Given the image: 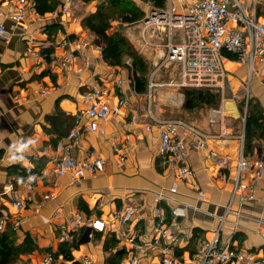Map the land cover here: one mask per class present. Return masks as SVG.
I'll use <instances>...</instances> for the list:
<instances>
[{"label":"crops","instance_id":"1","mask_svg":"<svg viewBox=\"0 0 264 264\" xmlns=\"http://www.w3.org/2000/svg\"><path fill=\"white\" fill-rule=\"evenodd\" d=\"M57 1L59 5L55 10L65 4L64 0ZM103 1L71 0L67 3L68 12L60 13L57 18L51 17L53 11L41 12L43 19L27 20L21 27L12 29L10 18L16 12L15 0H0V25L6 28L0 38V218H6L7 224H13L18 230L19 243L30 234L38 246L34 252L22 254L18 264H39L47 249L57 251L61 238L72 233L79 243L78 249L73 250L74 259L79 263L85 256H92L94 264H115L119 259L116 253L124 252L119 263L124 264L134 249L121 241V237L135 234L143 238L139 241L143 251L140 263L161 264L160 251L150 247V239L156 232V210L164 209L169 217L176 206L186 211L174 229L181 238L176 253L185 264H197L194 253L213 239L225 216L220 242H230L232 248L254 252L264 259V180L255 179L250 171H245L244 182L252 188L253 199L240 201L241 195L250 192L238 191L233 195L236 159L222 173L223 179L218 176L207 151L196 148L192 135L186 138L187 166L192 175H184L183 164L167 163L161 156L159 132L155 127L147 130L149 120L144 118L151 110L163 119L183 120L204 134H214L224 126L234 135H245L246 119L238 131L229 128L226 121L241 117L234 96L246 91L247 69L230 58L228 86L230 84L233 100L222 102L218 110H184V95L179 89L177 96L171 93L169 103H162L157 97L155 110L151 89L154 86L149 84L148 103L147 93L135 89L127 71L105 62L101 46L82 23ZM253 2L251 0L250 5ZM245 3L249 5L248 0ZM263 3L260 2L257 11L264 22ZM85 38L92 39V47L85 56L77 54L72 71L66 73L59 64L60 59L75 42ZM28 48L40 51L43 59L32 58ZM119 79L123 81L121 84ZM95 82L103 83L110 90L108 105L114 107L121 98H126L128 105L100 124L105 135L84 130L79 142L74 143L67 136L80 115H84L83 125L89 122L85 114L89 105L87 95ZM43 90L47 93L43 94ZM249 92V99L264 111L263 70L251 80ZM245 100L247 107V92ZM171 106L180 109L178 117L162 113ZM58 109L71 117H61L54 128L51 120L56 118ZM214 113H218L216 117L222 124L210 123ZM134 115L140 118L139 122L132 121ZM239 144L233 139L225 144L214 142L210 148L235 157ZM115 146L124 153L123 162ZM254 146L253 153L246 152L244 142V157L252 159L256 155L264 160V138L256 139ZM65 147H70L78 160H87L92 153L103 156L107 159L104 171L87 175L79 182H72L68 176H57L53 163L63 155ZM14 164L35 173L30 179L21 174L10 175L8 169ZM27 184L33 185V189L28 190ZM201 194L204 199L200 198ZM17 201L24 204L22 209L15 204ZM80 201L88 211L80 207ZM129 205L135 207L136 212L119 231L95 232L90 238L86 229L75 226L77 213L87 219L108 221L113 213ZM227 208L240 212L242 217L227 213ZM66 263L70 262L57 257V264Z\"/></svg>","mask_w":264,"mask_h":264},{"label":"built area","instance_id":"2","mask_svg":"<svg viewBox=\"0 0 264 264\" xmlns=\"http://www.w3.org/2000/svg\"><path fill=\"white\" fill-rule=\"evenodd\" d=\"M58 10L50 13L52 18H57L60 13H67L71 0H64ZM264 0H254L248 7L241 0H164L163 9H155L153 3L149 0V12L146 17L150 21L141 25L143 28L142 42L143 50L148 53L150 39L158 37L163 32H167L168 43L161 46L149 57L154 61L156 69L153 75L158 73L163 66L169 64H179L181 80L178 83L171 82L169 86L178 88H206L213 90L222 97L225 102V92L228 87L229 70L227 63L230 60L228 55L235 56V61L247 69V101L249 99V86L251 80L259 71L263 70L264 76V22L258 16V5ZM16 12L11 16L12 29L21 27L27 20H41L44 15L38 10L37 0H15ZM264 4V3H263ZM153 10H155L153 12ZM6 28L0 25V38L5 35ZM92 39H80L75 42L74 47L66 52L60 59L59 64L66 73L72 71L76 55L85 56L86 52L92 47ZM32 58L43 59L40 51L28 48ZM146 53V54H147ZM152 55V54H151ZM46 62V60L44 59ZM152 61V62H153ZM123 81L118 80L121 84ZM155 86L153 81H150ZM154 84V85H153ZM43 94L47 91L43 90ZM110 96V90L103 83L95 82L87 95L89 105L86 109V116L89 122L86 125L81 123L80 115L76 126L70 131L67 138L70 141L79 142L84 130L93 133L106 134L104 129H100V124L110 119L112 114H118L122 107L128 105L126 98H121L114 107L107 103ZM177 94L174 95V97ZM214 113L210 118L212 125L222 124L223 121L216 117ZM149 120L146 123V129L157 128L159 132L160 145L159 152L167 163L183 164L182 172L184 175H192V171L187 166L188 152L186 146L187 135H192L197 149L207 151L211 158L218 176L225 179L224 173L230 168L233 159H236V177L233 195L238 191L247 190L250 193L241 195L240 201L253 199L252 188L244 182L245 171H250L255 179L264 180V160L256 155L252 159L244 157L245 135H234L224 126L214 134H204L180 119H163L155 116L151 110L144 115ZM132 121L137 123L140 118L132 116ZM237 140L239 149L235 157L232 154L226 155L215 148H210L214 142L225 144L231 140ZM63 155L58 157L53 165L54 172L59 177L68 176L72 182H79L87 175H96L104 171L107 159L101 155L93 153L87 160H78L73 155L70 147L63 148ZM115 151L120 155L121 162L124 161V153L115 146ZM27 189L32 190L33 185L27 184ZM175 191V188L172 189ZM201 194L200 198L204 199ZM158 201V200H157ZM22 209V201L15 203ZM136 212L135 207L129 205L113 213L111 219L102 221L100 219H87L83 214L77 213L75 216V226L79 229L84 228L88 237H93L95 232L108 233L124 229L127 223L132 219ZM231 209L227 208V213ZM237 218H241L240 212H231ZM186 211L181 206L171 209V216L168 217L164 209L157 208L155 220V233L150 239V247L160 251L161 264H185L176 249L181 238L174 229L179 226L180 219L184 218ZM226 218V216H225ZM223 217L221 225L214 233L213 239L201 246L193 255L197 264H264V259H260L254 252L245 249L232 248L230 242L222 244L220 242V232L222 224L225 222ZM7 225L6 218H0V232H3ZM121 241L132 245L133 251L124 264H141L140 255L143 252L139 241L143 238L135 234L127 237H121ZM72 236L65 234L61 242L71 241ZM63 259V256H59ZM39 264H57V259L52 254L47 253ZM71 264V263H66ZM80 264H94L92 256L82 258Z\"/></svg>","mask_w":264,"mask_h":264},{"label":"trees","instance_id":"3","mask_svg":"<svg viewBox=\"0 0 264 264\" xmlns=\"http://www.w3.org/2000/svg\"><path fill=\"white\" fill-rule=\"evenodd\" d=\"M155 9H163L164 0H150ZM38 10L42 13L54 11L58 5L57 0H37ZM142 12L139 6L133 0H104L97 6L94 13L87 15L83 20V25L87 27L95 40L102 48V56L105 62L114 67H120L128 72L138 92L146 93L149 84L150 68L148 63L131 48L125 35L120 30H111L112 21L133 23L141 18ZM128 56L132 59V67L126 65L124 57ZM233 60L235 56L228 55ZM132 71V72H131ZM184 95L183 109L192 111L201 108H209L218 110L222 104V97L213 90L206 88H183ZM245 97L240 103L241 108L245 105ZM54 120V128H56L57 120L61 117H68L57 110ZM245 148L246 152H254V142L256 139L264 138V111L252 99L248 100L245 126ZM61 135L63 134L60 133ZM1 158V151H0ZM8 172L12 174H21L25 179H30L34 175L33 170H28L20 164H14L9 167ZM85 204L80 201V207L84 209ZM85 211H88L86 208ZM72 241L61 242L57 251L47 249V253L53 255L57 259L59 256L70 262L71 264H80L74 259L73 250L78 249L79 243L74 234H71ZM18 230L13 224L8 223L3 232H0V264H17L22 254H29L37 250L38 246L27 234L22 243L18 242ZM109 245V239L107 240ZM116 243V241H115ZM124 252L116 253L119 259L115 264H119L124 257Z\"/></svg>","mask_w":264,"mask_h":264},{"label":"rangeland","instance_id":"4","mask_svg":"<svg viewBox=\"0 0 264 264\" xmlns=\"http://www.w3.org/2000/svg\"><path fill=\"white\" fill-rule=\"evenodd\" d=\"M136 2L139 6V11L142 12L143 15H141V18L133 23L129 22H120L118 20L112 21V27L111 30H120L126 37L129 45L131 48L136 52L137 55L142 57L149 65L150 73H149V84L152 80L155 84L154 87H152V95H153V103L152 108H155L157 110V102L159 101L158 98L160 97L162 100V103H169L171 102L172 98H170L172 95L171 93L177 94L178 89L182 90V88H178L175 86H169L171 82L178 83L181 80V73H180V65L173 63L169 64L168 66H163L158 73L153 75L154 70L156 69V66L154 65V61L151 60L149 57H153L154 53L157 49H159L161 46H165L168 41V35L167 32H163L158 37H154L153 39H150V42L148 45L149 50L148 53L143 50V42H142V31L143 27L141 26L143 24V20L146 17L147 13L149 12V0H133ZM242 2H245L246 0H241ZM248 7H250V2ZM147 53V54H146ZM152 54V55H151ZM124 61L126 62V65L129 67H132V59L128 56L124 57ZM153 61V62H152ZM126 71V70H125ZM132 72V71H131ZM148 84V86H149ZM247 85V83H246ZM149 87L147 90V96H145V99H147V102L149 103V96L150 91ZM233 93L230 90V84L227 87V90L225 92V99L226 101L233 100ZM158 97V98H157ZM246 97V91L244 93H236V96H234L235 102H237V107L239 108V113L241 117H238L236 120H231L228 118V121H226L227 126L230 128L233 127L236 129V131L240 130L242 127V123H244L246 119V113H247V107L246 104L243 105L241 108L240 103H242V100ZM172 108H168L166 111H163L162 113L165 116L170 117H178L179 116V108H174V106H171ZM21 257H19V260L21 261ZM19 260L17 264L19 263Z\"/></svg>","mask_w":264,"mask_h":264},{"label":"water","instance_id":"5","mask_svg":"<svg viewBox=\"0 0 264 264\" xmlns=\"http://www.w3.org/2000/svg\"><path fill=\"white\" fill-rule=\"evenodd\" d=\"M154 11H155V10H153V12H154ZM144 21H145V22H148V21H150V17H148V16H147V17L145 18V20H144Z\"/></svg>","mask_w":264,"mask_h":264},{"label":"bare ground","instance_id":"6","mask_svg":"<svg viewBox=\"0 0 264 264\" xmlns=\"http://www.w3.org/2000/svg\"><path fill=\"white\" fill-rule=\"evenodd\" d=\"M177 102H178V100H177Z\"/></svg>","mask_w":264,"mask_h":264}]
</instances>
